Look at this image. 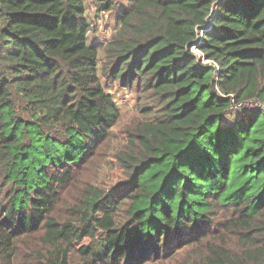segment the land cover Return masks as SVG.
<instances>
[{
	"label": "trees",
	"instance_id": "1",
	"mask_svg": "<svg viewBox=\"0 0 264 264\" xmlns=\"http://www.w3.org/2000/svg\"><path fill=\"white\" fill-rule=\"evenodd\" d=\"M117 19L101 48L86 0H0V264L32 236V264H264V0H128ZM102 76L138 95L124 141ZM104 148L118 189L58 215Z\"/></svg>",
	"mask_w": 264,
	"mask_h": 264
},
{
	"label": "rangeland",
	"instance_id": "2",
	"mask_svg": "<svg viewBox=\"0 0 264 264\" xmlns=\"http://www.w3.org/2000/svg\"><path fill=\"white\" fill-rule=\"evenodd\" d=\"M128 0H116V9L111 12H102L98 9L97 0H86V15L91 24V31L89 32V41L98 44L101 48L108 43L112 36L119 30L121 24L117 19V11L120 7L126 6ZM195 48V47H194ZM199 55L198 49H194ZM198 50V51H197ZM101 51V64L103 57V49ZM207 62V61H205ZM103 84L106 89L114 96L116 103L121 110L120 118V137L124 141L125 131L128 129L135 119L140 118V112L138 109V95L119 84V82L107 81L104 76H102ZM257 105L252 107H245L243 110L232 109L231 113L228 115V120L232 119L237 114L243 112H250L256 108ZM104 148L100 155H98L95 160V164L88 166L79 172L76 178V184L71 185L63 195L65 204L59 205L57 211L58 215L65 216L68 213L66 206L69 201H71L72 196L77 192L81 191L85 186H91L90 189H100L110 190L118 189L120 183L123 181L122 177L124 175L121 168L116 167L111 169L110 167L105 168L102 160L108 157L111 152L105 150ZM100 166V167H98ZM112 206V205H111ZM126 206H123L117 215V219L123 217ZM39 239L37 236H32L24 241L20 242V246L17 250L16 261L17 264H32V254L35 253L36 248L39 247ZM77 259V258H75Z\"/></svg>",
	"mask_w": 264,
	"mask_h": 264
},
{
	"label": "built area",
	"instance_id": "3",
	"mask_svg": "<svg viewBox=\"0 0 264 264\" xmlns=\"http://www.w3.org/2000/svg\"><path fill=\"white\" fill-rule=\"evenodd\" d=\"M198 52H200V51H198ZM201 54L202 53L200 52L199 55H201ZM254 105H258V104L256 102H253V101H250V102H240V103L234 105L232 107V109L234 108V109H237V110H243V109H245V107H249V106L252 107Z\"/></svg>",
	"mask_w": 264,
	"mask_h": 264
},
{
	"label": "water",
	"instance_id": "4",
	"mask_svg": "<svg viewBox=\"0 0 264 264\" xmlns=\"http://www.w3.org/2000/svg\"><path fill=\"white\" fill-rule=\"evenodd\" d=\"M211 67H213V66H211Z\"/></svg>",
	"mask_w": 264,
	"mask_h": 264
}]
</instances>
